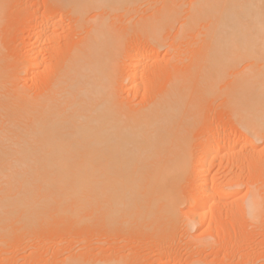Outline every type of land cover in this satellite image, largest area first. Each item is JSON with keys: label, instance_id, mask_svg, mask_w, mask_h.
I'll return each instance as SVG.
<instances>
[{"label": "bare ground", "instance_id": "6f19581e", "mask_svg": "<svg viewBox=\"0 0 264 264\" xmlns=\"http://www.w3.org/2000/svg\"><path fill=\"white\" fill-rule=\"evenodd\" d=\"M54 1L46 6L54 10L56 4L54 13L40 14L39 22L29 21L21 62H10L0 48V238L12 230L31 231L50 219L53 227L61 231L66 227L64 238L69 236L76 247L80 244L79 248L71 244L75 252L53 260L55 264H126L121 252H116L119 246L113 248L115 243L111 257L84 259L81 251L86 246L81 247L84 240L77 239V234L82 235L77 230L86 224L101 226L108 229L107 237L114 228L125 233L136 225L151 229L156 240L174 228L188 234L207 222L205 210L216 206L217 200L223 203L236 197L228 188L240 181L236 175L222 186L217 175L206 173L215 159L223 161L242 140H264V0ZM6 6V0H0V18ZM65 20L72 25L71 42L68 51L63 47L67 54L54 68L49 58L62 35H56V30ZM131 42L137 47L133 44L131 49ZM41 44L54 46L41 49ZM161 50L173 54V62L168 63L173 72L146 100L163 73L154 64L159 65L156 57ZM140 89L146 100L143 105L132 99ZM195 91L214 101L222 99L220 105L229 110L230 128L237 135L228 139L230 128L220 126L206 132L197 144L199 151L191 153L187 146ZM253 149L252 142L241 146L247 155ZM220 151L223 155L217 157ZM188 173L197 176V188L184 198L181 183ZM248 193L244 208L233 211L240 209L251 219L264 210V194L260 199L262 193ZM182 206L188 211H182ZM65 241L54 245L58 248ZM208 242H196L194 248L211 247ZM103 243L107 242H99ZM165 243L154 245L163 248ZM95 244L87 247L102 250L103 245ZM173 256L166 259L168 264L182 262L180 254Z\"/></svg>", "mask_w": 264, "mask_h": 264}, {"label": "rangeland", "instance_id": "374dc122", "mask_svg": "<svg viewBox=\"0 0 264 264\" xmlns=\"http://www.w3.org/2000/svg\"><path fill=\"white\" fill-rule=\"evenodd\" d=\"M50 1L51 0H6L7 6L3 10L2 17L0 18V48L3 52V54L9 60H11L10 62L15 63L16 61L21 62V60H22V56L24 55L26 44H27V39H28V38L26 39V37H28V29L27 28L30 25L29 21L35 20L32 22H39V15L40 14L42 15L44 13L53 12L54 10H56V7H53L56 4H52L53 6L51 8H54V10L46 7V6L50 7L51 3H55L54 0H52L53 2H50ZM31 11H33V14ZM35 12L38 14H36ZM55 14L58 17V14L57 13H55ZM34 15H35V17L37 15L36 19L34 18ZM65 22H64L65 23L64 26H60L61 29L57 28V30H56V32H57L56 35H59V34H62L63 36L65 35L64 38L62 35H60L62 37L58 36V38L59 39L61 38V39L60 40L58 39V42H56V44L58 43L59 46L61 44V46L57 47L58 44H57V46L55 44V47H57L58 50H57V48L54 47L53 50L54 51L56 50V52L53 51L52 56L49 58V60L51 59L50 60L51 62L52 61L54 62V64H52V66L54 68H55V65H57V63L60 64L62 62V60L64 59V57H65L64 55L67 54L66 50L68 51L67 48H68V45L70 44V43H68V41L71 40L72 31H70L69 29L72 30V25L70 24V22H68V20H65ZM28 23H29V25H28ZM67 23H68V25H67ZM65 27H67V28H65ZM67 31L68 32L70 31V32L68 33ZM172 31H176V28L174 27L172 29ZM63 32H64V34H63ZM65 32H67V36H66ZM62 38H63V40H62ZM75 40H76V38L74 39V41ZM133 44H134V42H131L129 44V47L133 48L135 45L134 48H136L137 44L136 43L134 45ZM24 45H25V48H24ZM52 45L54 46V44H52ZM52 45L50 46V44H48V45L44 44V46H47V48L53 47ZM196 45L197 46L194 48V50L197 52L200 48L199 42H197ZM44 46H43V44H41V49H45L46 47H44ZM63 47H65L66 50H63L64 49ZM57 51H60L59 54ZM40 53H39L40 57L44 56V54L42 52H40ZM54 53L57 54L56 58H55L56 54L54 56ZM60 53L63 55L61 56ZM58 55L60 56V58ZM172 56H173L172 53L168 54L165 50H161L158 52V55L156 58H158V60H159L158 61L159 65L157 63H154V64L157 65V66H155L156 68L163 69V71H161L163 73L160 74L158 71H156L159 73V74L158 73L157 74L160 76H158L159 78L156 77V81L152 85L154 89L151 88L153 90H151V93L147 94L146 100H148L150 96L154 95L153 91L156 92L162 87L163 83L167 80L170 73L173 72V70L170 68V66L168 64L169 62H170V64L173 62ZM45 57H46V60L48 62L47 56H45ZM52 57L54 58V60H52L53 59ZM57 58H59V59H57ZM154 64H153L152 68H155ZM164 64L167 65V67ZM160 65H162L163 67ZM160 67H162V68H160ZM159 69H157V70H159ZM42 74L40 75L41 77L43 76ZM29 85H30V89H31V87H32L31 83ZM29 85H27V86L29 87ZM31 90H33V87ZM140 91L142 92L141 89L138 92L140 93ZM139 93L137 96H135L136 98L134 97L136 100L134 98H132L133 96L131 97L130 95L128 96V98L130 100L133 99V102L135 104L139 103L138 105H143V103L146 100L143 99L142 97H145V96H142V93H140V94ZM140 97H141V99H140ZM216 97L217 96H215V98ZM139 99L141 101H139ZM193 99L195 101V105L193 106V119H194L193 130L191 132L192 134L190 135L188 146H187V151H189L191 153H193L194 151L195 152L199 151V148L197 149V144L201 141V139L204 138L205 134H208L206 132H209L211 130L212 131L218 130V128L222 129L225 127H226L225 129L228 130L232 125L230 122L229 110L226 109L223 105H220L222 102V99L216 98V101H214L212 99L205 98L202 95V92L200 93V91L194 92ZM213 101L215 102L214 104L212 103ZM232 129L233 128H230L228 130L230 132V135H231V136L229 135L230 137H228V139L229 138L231 139L235 135H237L235 132L236 130H234V129L232 130ZM228 139L226 138L225 141L227 142ZM249 142H252V144L254 145V149L251 151L252 153L249 152L247 155L246 152L241 150V146L243 144L249 143ZM238 152H239V154H238ZM236 153L238 155H235ZM216 155H217V157H220L223 155V152L220 151ZM243 155H244V157H243ZM263 158H264V140H256V139L250 137L248 140H246V139L244 141L242 140V142H240V144H238L234 148V150L232 152H230L229 155H227V156L225 155L223 161H220L219 158H217L212 162V164L210 165L211 167L209 168V172H208L209 174L206 173V176L211 177L212 175L215 174L214 176L217 175L216 179L218 178L217 181L220 180L219 183H221L222 186H224V185L226 186V184H227L226 181L227 182L230 181L229 180L230 177L231 176L235 177V175H236V178L240 180L239 181L240 183L238 182V184L232 185L229 182V184H231V186H229V184L227 186H229L228 188L231 187L230 190L234 193V195L236 197L228 199L227 201H225L227 203V205H225L224 207L221 206V204H223V203L225 204L224 200H223V203H220V201L222 202V200H219V202L217 200L216 204L218 206L216 205L214 207H211V209L207 207L208 210H205V214L207 213L205 215V219H207L206 220L207 222H205L204 225H202L201 227L200 226L197 227V225H196L192 231L188 232V234H185L181 229H178V228L175 229L174 228V229H171L169 231V234H166L164 237L159 238V240H160L159 241V240H156V236L154 233H152L151 229L147 230V229H145V227H142V226H141L142 227L141 228L138 226L136 227V225H134L132 228H129V231L126 230L125 233L122 231H118V230H116V228H114L113 230H111V231H113V234H112L113 236L111 235V236L106 237L105 231H107L108 229H106L104 231V228H102L101 226L100 227H94V226L92 227V225L86 224L85 226L82 227L83 230H81V229L77 230V232L81 231V233H82V235L77 234V239H79V240L81 239L82 241L84 240L83 241L84 244L82 245V243H81V247H84V246L87 247L92 243H93V246H97L95 243H98V247H101L103 245L102 246L103 248L105 246L106 247L109 246L110 249L108 248L106 251V247H105V250L102 251L103 250L102 247H101L102 250L99 248L97 249L96 247H93V246H92V248L91 247H87V248L85 247V250L84 251L82 250L83 252L81 251V253L85 254V256L83 255L84 256L83 258L84 259L88 258V259L92 260L95 257H96V259L97 258L102 259V258H106V257L107 258L111 257L113 255L112 251H111L112 245H113L112 243H115L113 245V248H115L116 245H117V247L118 246L120 247V244L122 245V243L125 242L124 247L122 245L123 248L120 247L121 248L120 249L118 247L115 249L116 250L119 249V251L117 250L116 252H118V254L121 252L119 255H120V257H123L125 259L126 264H165V263H167V260H166L167 258L168 259L172 258L173 255H174L173 257L178 258L179 254H180V256H182V257L179 256L180 262L182 261L181 262L182 264H184L183 262H186L185 264H187V263L189 264L190 262H192L194 260L195 261H198V260L201 261L202 260L206 264H224V262H225V264H228V263L229 264H264V210H262L260 213H258L256 217L251 218V219L248 218L247 216L246 217L243 216L244 214L241 215V212L243 213V211L242 210L240 211V209L241 208L243 209L244 208L243 206H245L243 204H246L248 202L247 200L249 199V196H250V193H248V192L252 193L254 191L257 193V195L262 193V194H260V197H261L260 199H262L261 195L264 194V186H263L264 185V183H263L264 182L263 181V179H264V177H263L264 176V173H263L264 172V168H263L264 167V164H263L264 159ZM237 159H238V161H237ZM242 159H245V160H242ZM261 159H262V161H261ZM252 160H254V161L252 162ZM229 161H230V163H229ZM259 161H260V163H262V162L263 163L259 164ZM254 162H257V164ZM226 163H228V164L226 165ZM230 165H232L231 169H230ZM236 165H237V167H236ZM228 167L230 170H228ZM234 167H235V169H234ZM258 167L261 169H259ZM225 168H226V170H225ZM240 169L241 170L243 169V170L240 171ZM250 169H252L253 171H251ZM211 170H212V172H211ZM219 172H220V174H218ZM262 173H263V176H262ZM237 174H239V175L241 174L240 176H238L239 178L237 177ZM194 175L195 174L191 175V173L190 174L188 173L183 178V181L181 183V186H182L181 193L184 194V195L182 194V196H184V198L191 196V193H194L196 188H197V187L195 188V186H197V184H196L197 181H196L195 177H197V176L196 175L194 176ZM248 175H249V179H248ZM258 175H260V176H258ZM250 176L251 177L255 176V177L250 179L251 178ZM245 178H247V179H245ZM247 180L248 181L251 180L250 182H247V184L248 183L250 184L253 181V183L249 186V189H248L247 184H244V183H246L245 181H247ZM254 180L258 181V183L255 182ZM222 181H225V182L222 183ZM261 183H263L262 186H261ZM241 184H243V185H241ZM244 185H246V186H244ZM254 187H256V188H254ZM182 189H184V190H182ZM231 202H233V204H231ZM229 204H231V207L229 206ZM225 207H226V209H225ZM233 207H235V208H233ZM238 207L240 209L236 210L237 213L235 211H233L234 209H237ZM181 209H182V211H186V210L188 211V209H186V206H182ZM189 211H191V210H189ZM209 211H211V212H209ZM218 211H220L221 213ZM225 211L227 212L228 216L226 215ZM230 211H231V213H230ZM239 211H240V213H238ZM233 212L236 214V216L233 214ZM231 214H233L234 217ZM216 215H219L220 217L216 216ZM213 216H215V218L216 217L217 218L215 219ZM186 217H187V215L184 216V218H186ZM230 217H232V218L229 219ZM186 219L188 220V217ZM210 221H211V224H210ZM48 222H49V224L47 222H46L47 224H43V223L39 224V225L35 226L31 231H26L25 233H16L13 230L10 232L4 233V235L0 238V242H2V241L5 242L4 244H2L0 246V264H33V263H35L34 261H37L40 264H45V263L55 264L53 262V260H56V259L61 260L65 256H67L70 251H71L70 253H72L74 250L73 249L70 250V248H72V246H73L71 244H74L75 242L72 241V243H71L70 242L71 238L69 236L64 238L65 237L64 235L66 233V231H65L66 227H65L64 231H61V230H59V227H57V226L53 227V225L55 224V223L53 224V221H51L49 219ZM50 222H52V224H50ZM208 223L210 224V227L212 226L211 228L208 227L210 229L207 228V226L209 225ZM225 224L227 225L228 228L225 226ZM229 228H231V229H229ZM217 229H218V231H217ZM221 230H223V231H221ZM201 231H202V233H201ZM225 232H227V233H225ZM205 233H206V235H205ZM122 235H123V237H122ZM217 235H219V236L223 235V236H220L218 239ZM121 237L125 238V239L122 240ZM190 237L196 238L198 240L192 239ZM222 237H224V238H222ZM104 238H105V240H104ZM106 238L108 240H106ZM60 239L62 241L63 240L65 241L67 239V241H65L66 243L63 242L65 246L59 244L62 247L59 246L57 248V246H55L54 244L56 241H58V240L60 241ZM121 240L124 242H121ZM194 240H196V241L194 242ZM207 240L209 241L208 243L212 242L211 244L213 246L211 244H209L211 247H206V248L202 247L201 250H200V247L194 248L196 242L202 243V241H204V243H205V242H207ZM223 240H225V241L222 243ZM102 241L107 242L109 244H107V243L99 244V242L101 243ZM155 241H157L161 244L167 242L168 244L165 243V245H164L167 248H165L163 246V248H164L163 249L162 246H160L163 249V250L162 249L160 250V247L158 245H154L157 243ZM218 242H220L221 245ZM117 243L118 244L120 243V244L118 245ZM215 243H218V244H215ZM56 244H57V242H56ZM170 244H172V245H170ZM167 245H170V246H167ZM217 245H218V247H217ZM69 246H71V247H69ZM79 246H80V244L79 245L77 244L78 248H79ZM155 246H157L159 248L156 247V249H155ZM206 246H208V244H206ZM74 247H76V243L74 244ZM229 249H230V251H229ZM108 250H110V251H108ZM192 251L194 253H192ZM156 252H158V253H156ZM189 252L192 254H190ZM160 253H161V255H160ZM156 254H157V256L159 254V256H158L159 259L157 258ZM128 255L130 256V258H128ZM99 256L100 257L102 256V257L100 258ZM188 258H191V260ZM193 258H194V260H193ZM127 259H128V261H127Z\"/></svg>", "mask_w": 264, "mask_h": 264}]
</instances>
